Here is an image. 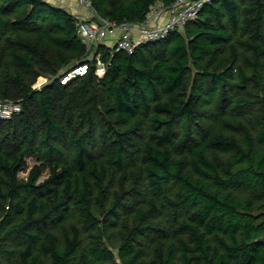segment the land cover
I'll return each mask as SVG.
<instances>
[{
    "label": "trees",
    "instance_id": "trees-1",
    "mask_svg": "<svg viewBox=\"0 0 264 264\" xmlns=\"http://www.w3.org/2000/svg\"><path fill=\"white\" fill-rule=\"evenodd\" d=\"M155 1L91 3L136 23ZM78 20L0 0V99L20 105L0 117V264H264V0H208L131 51L86 49Z\"/></svg>",
    "mask_w": 264,
    "mask_h": 264
},
{
    "label": "built area",
    "instance_id": "built-area-1",
    "mask_svg": "<svg viewBox=\"0 0 264 264\" xmlns=\"http://www.w3.org/2000/svg\"><path fill=\"white\" fill-rule=\"evenodd\" d=\"M84 4L91 13V17L78 20L76 32L86 49L103 44L112 51H131L139 42L163 38L174 28L181 29L183 24L196 16L202 4L208 0H173L165 3L156 0L147 11L141 22L121 21L119 23L108 20L99 15L93 8L91 0H75ZM93 50V49H92ZM100 53H89L87 59L95 58L94 72L100 76L104 72V64L99 59ZM88 61L72 66L61 72L58 77L61 83H67L76 75L88 70ZM20 110V105L11 99H0V117L7 118L13 112Z\"/></svg>",
    "mask_w": 264,
    "mask_h": 264
},
{
    "label": "crops",
    "instance_id": "crops-1",
    "mask_svg": "<svg viewBox=\"0 0 264 264\" xmlns=\"http://www.w3.org/2000/svg\"><path fill=\"white\" fill-rule=\"evenodd\" d=\"M49 2L62 6L72 14L78 16L79 19H88L91 17V13L88 8L75 0H48Z\"/></svg>",
    "mask_w": 264,
    "mask_h": 264
},
{
    "label": "rangeland",
    "instance_id": "rangeland-1",
    "mask_svg": "<svg viewBox=\"0 0 264 264\" xmlns=\"http://www.w3.org/2000/svg\"><path fill=\"white\" fill-rule=\"evenodd\" d=\"M82 20V19H79ZM183 29V27L181 28ZM47 80V76L46 75H38L37 78L35 79V81L32 83V86H36L39 87L41 84H43L45 81ZM26 159V163L24 166H22L19 171H18V176L19 177H24L26 176L30 166L36 162V156L33 154H29L26 155L25 157Z\"/></svg>",
    "mask_w": 264,
    "mask_h": 264
},
{
    "label": "water",
    "instance_id": "water-1",
    "mask_svg": "<svg viewBox=\"0 0 264 264\" xmlns=\"http://www.w3.org/2000/svg\"><path fill=\"white\" fill-rule=\"evenodd\" d=\"M254 240H260V241H264V234L263 235H261V236H259V237H257L256 239H254Z\"/></svg>",
    "mask_w": 264,
    "mask_h": 264
}]
</instances>
